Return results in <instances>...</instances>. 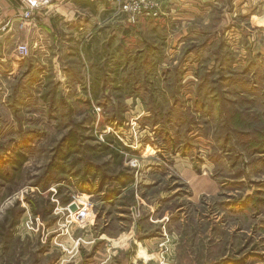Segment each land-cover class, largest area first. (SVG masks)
I'll return each mask as SVG.
<instances>
[{"label": "rangeland", "instance_id": "374dc122", "mask_svg": "<svg viewBox=\"0 0 264 264\" xmlns=\"http://www.w3.org/2000/svg\"><path fill=\"white\" fill-rule=\"evenodd\" d=\"M158 1L104 83L0 38V264H264V0Z\"/></svg>", "mask_w": 264, "mask_h": 264}, {"label": "crops", "instance_id": "0c3cea01", "mask_svg": "<svg viewBox=\"0 0 264 264\" xmlns=\"http://www.w3.org/2000/svg\"><path fill=\"white\" fill-rule=\"evenodd\" d=\"M120 1L49 0L39 5L32 19L20 28L26 10L23 1L0 0V38L17 36L19 42L30 44L33 57L58 59L59 54L51 50L64 48L69 52L74 49L82 65L92 68L90 73L104 76V83L105 75L116 71L117 43H131L133 35H140L133 31L135 25L126 15L119 13ZM162 1L167 2L164 10L172 19L179 20V24H191L201 11H210L219 4L215 0ZM156 20L142 19L138 25H150Z\"/></svg>", "mask_w": 264, "mask_h": 264}, {"label": "built area", "instance_id": "2783aa9c", "mask_svg": "<svg viewBox=\"0 0 264 264\" xmlns=\"http://www.w3.org/2000/svg\"><path fill=\"white\" fill-rule=\"evenodd\" d=\"M29 4L22 14L23 22L21 27H24L27 22L32 19L34 11L39 5L46 4L49 0H28ZM159 1L158 0H121L118 5L119 13H123L128 17L129 22L136 23L143 18H155L159 16ZM31 52L30 46L27 43H20L17 46V56L19 59L26 58ZM89 215L88 207L77 206L74 216L76 219L83 220Z\"/></svg>", "mask_w": 264, "mask_h": 264}, {"label": "trees", "instance_id": "16d2710c", "mask_svg": "<svg viewBox=\"0 0 264 264\" xmlns=\"http://www.w3.org/2000/svg\"><path fill=\"white\" fill-rule=\"evenodd\" d=\"M118 144H120V143H118ZM111 151H112V154H113V155H115V156L118 155V154L116 153V151H114V150H111ZM119 179H120V178H119ZM120 181H122V180H120ZM124 184H125V183H124ZM112 191L116 193L118 190H117L116 188H114Z\"/></svg>", "mask_w": 264, "mask_h": 264}, {"label": "water", "instance_id": "95a60500", "mask_svg": "<svg viewBox=\"0 0 264 264\" xmlns=\"http://www.w3.org/2000/svg\"><path fill=\"white\" fill-rule=\"evenodd\" d=\"M70 209H71L72 211H76V209H77V204H75V203L71 204V205H70Z\"/></svg>", "mask_w": 264, "mask_h": 264}]
</instances>
